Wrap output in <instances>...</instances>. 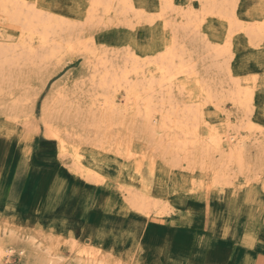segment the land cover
Listing matches in <instances>:
<instances>
[{"label":"rangeland","instance_id":"rangeland-1","mask_svg":"<svg viewBox=\"0 0 264 264\" xmlns=\"http://www.w3.org/2000/svg\"><path fill=\"white\" fill-rule=\"evenodd\" d=\"M128 1L135 14L143 12L142 20L131 14L126 22L112 20L110 24L109 19L116 14L113 10L104 25L93 24L84 36L94 38L99 55L121 57L134 52L145 61L144 73L150 76L156 71L148 59L170 44L174 26L183 20L182 13L193 8L197 16L201 15V3L206 0H173L172 12L181 11L160 19V0ZM26 2L75 23L85 22L90 8L89 0ZM238 3L234 13L237 22L243 24V28L239 24L243 32L237 24L239 33L231 37V80L226 74L211 76L210 83L217 87L215 101H206L200 88L182 76L172 94L179 107L193 106L201 111L207 122L197 130L201 142H206L211 132L221 136L238 133L237 141L243 140L246 148L245 167L231 164L221 179L218 152L203 161L206 164L188 161L192 155L203 158L197 153V145L188 148L190 155L177 158L176 149L165 150L172 135L160 130L153 139L141 121H134L133 107L127 105L123 89L114 95L116 105L126 113L109 121L100 135L93 128L82 130L89 121L67 122L73 127L70 136L77 149L61 155L58 142L47 135L41 105L54 82L65 84L74 106L79 104L84 109L89 104L85 96L90 89V73L83 57H78L48 82L36 106V118L14 120L7 116L0 96V248L4 249L0 264H264V40L251 39L245 31L253 23L264 21V0ZM217 16H206L200 34L189 33L190 40L201 42V46L203 40L208 47L225 45L229 21ZM0 18V47H12L18 31L3 15ZM236 84L253 90L249 113L228 98ZM159 119L156 115L158 124ZM174 132L170 134L181 138ZM122 139L129 144L120 148ZM222 147L227 150L228 143L222 142ZM76 153L95 179L88 180L72 169ZM128 192L150 197L157 211L137 210L130 204Z\"/></svg>","mask_w":264,"mask_h":264},{"label":"bare ground","instance_id":"bare-ground-1","mask_svg":"<svg viewBox=\"0 0 264 264\" xmlns=\"http://www.w3.org/2000/svg\"><path fill=\"white\" fill-rule=\"evenodd\" d=\"M173 3V0H160V15L158 14L157 17L159 19L165 18L169 12H172L174 8ZM238 4V0H206L201 3V15L199 16L193 12V8L186 9L187 11L185 13L181 12L182 17L179 13V16L183 20L182 22L180 21L181 24L174 26L172 30L173 38L170 44H165V50L161 54L159 53V55L155 56L153 59L151 57L152 60L148 59L151 62L147 60L148 63L153 64L156 71L154 74L147 76L143 69L145 68L143 67L145 66L143 65L145 61L142 62L141 58L134 52H124L125 54H122L123 56L121 57L117 56V54L111 55V57L107 54L99 55L95 47L94 38L92 36L85 38L84 36V34L94 26L93 24L104 25L106 17L113 10H115L116 14L115 17L109 19L110 24H113L112 20L126 22L131 14L137 19L142 20L144 14L141 13L143 12L141 11V13L135 14L136 11L128 0H89L90 8L86 15V20L85 22H78L79 24L77 22L64 20V18L56 17L55 15L44 13V11L38 10L35 7L36 5L34 6L27 3L26 0H0V15L2 13L3 18L9 23L10 27L13 26L15 30L18 31V33L15 34L17 35V40L14 46L0 47V96L2 97L1 99L5 101L7 116L14 120L22 117L36 118V106L48 82L66 68L68 64H72L76 58L83 57L82 59L85 60L87 70L90 73V80L88 79L90 89L86 92L85 96L86 99L89 100V104L84 109L83 106L81 107L79 104L74 106L75 101H72L73 96H70L71 94L66 90V87H64L65 84L54 82L50 87L49 94L43 99L41 105V116L47 129V135L58 142L62 153L61 155H65L70 149L74 151L77 149L71 139L72 136H70L73 127L67 126V122L72 124L71 121H73V123L82 120L89 121V126L84 127L82 130H90V128H93L96 130V134L100 135L104 129L106 130L109 127V121L116 120L126 113L125 110L122 111L116 105L114 95L119 89H123L127 105L133 107L134 121H141L146 131L153 133L152 136H150L153 139L155 138L153 136L160 130H163L169 137L172 135L170 139L171 142H168L169 146L167 145L168 147L166 146L165 150L173 147L177 150H173L177 158H179L178 155H190L188 148L197 145V153L203 158L201 159L198 158L197 155V157L192 155L191 157H187L189 159L188 161L191 163L200 161L206 164L205 160H210V156L218 152L220 155L218 164L222 166L219 168V171H222V173L218 175L219 178L222 179L226 176L225 173L227 168H229L231 164L235 165L236 163L239 168L243 169L245 167L246 148L242 144L243 140L237 141L238 133L223 134V136H221L215 131L216 133H209L207 139L204 136L207 140L206 142L203 140L201 142L198 139L197 130L201 123L204 124L203 126L207 124L202 118L201 111L197 107L187 105L184 107L180 105V108L179 104L175 101L177 98L174 99V95L172 94L175 84L178 82L179 77L182 76L185 81H192L193 84L200 88L202 95L206 96V101H215L213 98L216 97L213 93L217 87L213 88L214 86L211 84L213 82L210 83V81H212L210 79L211 76L215 74H226L227 78L231 80L232 75L229 67L230 44L232 41L231 37L239 29L236 25L240 23L237 22L238 19L234 13ZM179 11H177V13ZM138 12H140V10ZM173 13L174 12H172V14ZM208 15L211 17L220 15L229 21L230 30L227 34L225 45L221 47L218 45L208 47V43L206 44L204 40H201V46V42H196L195 39L190 40L189 38V33L191 35L193 31H195L194 33L196 36L200 34L198 32L199 27ZM148 20L150 19L148 18ZM171 20L170 18V21ZM174 20L176 21V19ZM166 21L168 20H165V22ZM2 23L3 22L0 24L2 25ZM242 25L241 27L243 28ZM242 28L240 31L243 30ZM245 31L251 39L255 38L259 41L264 40V21L261 24L253 23ZM184 36L186 38H184ZM204 38L206 37L204 36ZM6 45H8V43ZM148 65L149 64L146 66ZM30 82L31 85L29 84ZM228 83L229 82H227V84ZM237 84L234 85L236 87L234 90L229 91V93H231L228 98L247 113L253 100V90L251 91L250 88L246 87L241 89ZM224 87L227 86L224 85ZM181 89L182 92L184 84H182ZM178 90L179 88L176 89V91ZM222 91L224 90L222 89ZM181 92L178 91V93ZM81 94L82 93H80L79 96H82ZM220 95L222 96V93ZM156 98L157 101L155 103ZM156 115L160 117L159 124L157 123ZM58 121L64 123L60 125ZM242 123L245 124L244 122ZM239 125H241V123H239ZM248 125L251 126V123H248ZM252 125L254 127V124ZM211 130H213V128ZM215 130H217V128ZM241 130L242 129L238 131ZM173 132H178L181 138H177L174 134H170ZM158 138H160V136ZM222 142L228 143L227 150H223ZM128 144L129 142L122 139L119 141L118 147L121 148V146ZM160 144L164 145L163 141ZM132 154L133 153H130V155ZM71 156L69 155L70 158ZM72 157V169L75 172L88 180L96 178L93 171L84 168L77 153ZM144 159L143 157V160ZM215 179L217 180L218 178L216 177ZM139 193H129V202L137 210L149 213L151 209L153 210L155 207V204L152 202L153 199L150 200V197L147 198ZM155 209L157 211V208ZM156 211L155 213L157 215ZM2 251H4V249L0 248V255ZM7 252L11 253L10 250H7Z\"/></svg>","mask_w":264,"mask_h":264}]
</instances>
